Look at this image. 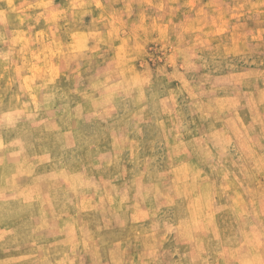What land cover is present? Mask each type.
<instances>
[{
    "label": "rangeland",
    "instance_id": "1",
    "mask_svg": "<svg viewBox=\"0 0 264 264\" xmlns=\"http://www.w3.org/2000/svg\"><path fill=\"white\" fill-rule=\"evenodd\" d=\"M0 264H264V0H0Z\"/></svg>",
    "mask_w": 264,
    "mask_h": 264
},
{
    "label": "bare ground",
    "instance_id": "2",
    "mask_svg": "<svg viewBox=\"0 0 264 264\" xmlns=\"http://www.w3.org/2000/svg\"><path fill=\"white\" fill-rule=\"evenodd\" d=\"M87 90V89H86ZM186 172V171H185ZM157 184V183H156ZM24 193V192H23ZM154 197V196H153ZM208 200V199H207ZM245 232V231H244ZM249 247V246H248Z\"/></svg>",
    "mask_w": 264,
    "mask_h": 264
}]
</instances>
